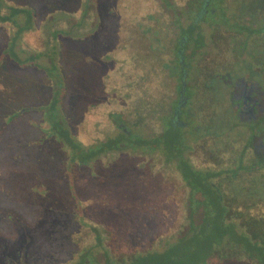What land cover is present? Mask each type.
I'll return each instance as SVG.
<instances>
[{
	"label": "trees",
	"instance_id": "16d2710c",
	"mask_svg": "<svg viewBox=\"0 0 264 264\" xmlns=\"http://www.w3.org/2000/svg\"><path fill=\"white\" fill-rule=\"evenodd\" d=\"M152 1L155 4L150 5V0H30L23 8L0 15V27L13 28L4 57L43 73L45 84L39 92L49 96L46 103L35 104V115L27 118L19 109L7 113L4 107L13 101L10 96L0 97V168L8 166L0 172V218L9 228L23 222L12 212L26 200L11 202L5 195L9 185L24 187L25 181L30 194L45 204L46 215L43 241L32 229L25 245L11 246L0 237V264H264V169L245 165V135L231 136L223 129L220 159L215 163L208 145L194 147L182 127L164 118L168 107L182 108L183 100L191 99L190 88L185 92L183 84L197 67H190L188 50L204 47L207 66L214 62L229 69L233 54L228 49L252 60L253 45L264 55V25L260 27L250 12L234 19L221 14L220 21L213 17L203 21L204 8H199L188 28L173 21L167 1ZM59 3L63 10L58 11ZM50 9L60 12L63 20L74 21L81 34L50 18ZM18 14L22 18L15 21ZM29 36L30 51H26ZM17 48L25 58L19 57ZM95 61L99 68L93 82L99 83L89 86L86 79ZM115 74L122 76L120 83H115ZM99 84L132 110L125 117L108 115L110 95L107 92L99 101L94 93ZM207 97L206 113L213 112L214 98ZM190 105L186 102L183 110L188 112ZM108 124L116 126V133L99 139L95 131ZM143 126L152 127L155 136L144 138L138 132L145 130ZM138 151L161 158L158 161L175 181L174 190L160 195V202L151 198L155 202L149 212L123 209L117 213L115 202L121 200L116 194L127 191L128 185H119L123 181L117 179L116 165ZM131 167L129 184L139 174ZM81 175L86 180L79 182L82 192L75 186ZM62 181L69 185L66 190H60ZM87 185L97 186L102 195L92 201L94 205ZM50 189L54 191L49 193ZM106 197L115 201L111 200L114 212L108 209ZM170 202L182 209L176 222L174 215L162 217L160 212ZM163 219L167 231L162 229ZM59 230L64 231L61 236Z\"/></svg>",
	"mask_w": 264,
	"mask_h": 264
},
{
	"label": "rangeland",
	"instance_id": "374dc122",
	"mask_svg": "<svg viewBox=\"0 0 264 264\" xmlns=\"http://www.w3.org/2000/svg\"><path fill=\"white\" fill-rule=\"evenodd\" d=\"M30 0H0V15L4 16L6 14H8L11 10V8H23L25 5H27L29 3ZM55 1V0H54ZM59 1V0H56ZM62 0H60L61 2ZM94 1V0H91ZM126 1V0H125ZM145 1V0H141ZM159 2V0H154ZM184 0H173V2L175 4H179V6H181L184 2ZM161 3H165L166 4V0H160ZM150 5L155 4L152 0H150ZM92 4V3H91ZM146 4V2L144 3ZM60 3L58 5V11L63 10L60 8ZM169 5V4H168ZM172 5H170V10L173 11V9L171 8ZM181 8V7H180ZM58 11H53V9L49 10L51 17L50 18H55L56 21H60L61 22H65L68 25V28L71 29L73 31V34H75L76 32L79 34H81V31L76 27L74 28L73 24L74 21L70 20H63L61 19L62 15L60 12L58 13ZM15 19V21H19L22 16L21 15H16V17H13ZM25 22V21H24ZM12 26H6V25H2L0 27V97L3 96L4 100L5 98H8L9 96L11 97V100L13 101V105L10 104L7 107L5 106L4 109L5 111H7V113H12L15 112L19 109V111H23L25 112V117H32L35 114L33 113V108L36 107L34 106L35 104L41 105L43 103H46V101L48 100L49 96L47 94V96H43V94H41L39 92V87L41 85L45 84L44 78L45 75L43 73H35L34 69L31 68L30 66H22L20 67L19 65H14L13 63H11V61L7 58L4 57V47H5V43L6 40L10 34V31H12ZM79 34V35H80ZM83 36H86L85 31H82ZM31 36H29L28 38H26L27 42L26 44H24L26 46V51H30V43L32 38H30ZM238 45V44H237ZM18 53H19V57L21 58H25L26 54L21 52L20 48H17ZM96 50V49H93ZM230 53L233 54V57L230 56L228 59L229 62H232L233 64L231 66H233V68H237V74L240 75L242 74V72H244L246 69L250 68L249 63L244 62V55L242 53H238L236 54V50L235 49H228ZM92 51V50H91ZM228 52V51H227ZM236 55V56H235ZM25 56V57H24ZM26 66V67H25ZM99 68V64L95 61V64L91 67V71L88 74V78L86 80H88V84L89 86H94L95 84L99 83V82H93V75L95 74V77L98 74V71L96 69ZM121 75L119 74H115L114 78H115V83H120L121 81ZM92 79V80H91ZM99 80V79H98ZM217 81H212V86H218ZM110 90V89H109ZM107 89H102L101 85L99 84V86L97 88H95L94 93L96 94V97L99 98V101L101 100V98L108 92L110 97L108 100H110V105L111 108L109 109L108 115L110 113H116L118 115L122 114L123 117H125L127 115V113H129V111L132 110V108H128L130 104L127 103H117L119 101L118 96H115L113 98L112 95V90ZM40 93V94H39ZM212 96V93H209L208 95ZM9 103V102H8ZM7 103V104H8ZM15 104V105H14ZM198 106V104L196 105ZM29 109V110H28ZM32 109V110H30ZM225 111V114L228 115L230 108L225 107L222 108ZM126 112V114H124ZM134 112V111H133ZM132 112L131 115H133L134 113ZM151 126V124H150ZM192 126H193V120L190 121V126L189 129L186 131L185 135H187V140H190L192 142V140L194 139L193 137V133L191 132L192 130ZM145 127V126H143ZM75 131V130H74ZM99 131V132H98ZM96 130L95 132L98 133V136L100 137L99 139H103L104 136L109 135V134H113L116 133L117 128L116 126H111L108 124L107 127H103L102 129ZM126 131V130H125ZM145 131V132H144ZM139 133L142 134V136H144V138H151L153 136H155L154 133V129L152 127H145V130H142L141 128L138 130ZM154 157V158H152ZM158 158L156 156H149V155H143L141 154L140 151L136 152L135 154H132V156H129V161L124 160V158H122L121 160H119L118 164L116 165V167H119V176L118 178L115 177V179H120L121 182L119 185L123 184L126 187V183L128 185V189L127 191L122 190L119 193H117L116 195L119 197V200H121V203L117 204V202H115L114 200H112L110 198H107L108 200H106L105 202L109 203V205H111L112 201L116 203V212L117 213H121V211L123 209H126L128 211H142V213L144 211H151L152 208H150V206L152 205L153 202L158 201L159 196L163 195V193H165V191H172L174 190V185H175V181H173V179L168 176L169 171L167 170L168 168L164 165V163L162 161H158ZM57 161H55V166H56ZM129 165H132L129 166ZM128 167L137 169L134 170L135 172H139L138 176L136 177V179L134 178L135 183H131L129 184L126 181V177L129 173L130 170L132 169H128ZM137 167V168H136ZM167 168V169H166ZM5 169H8V166H4L0 168V172ZM22 176L19 175L18 178H16V182H19V180L21 179ZM84 175H81V177L75 182V186L76 189L78 191H83L84 188H79L80 184L79 182L84 180ZM1 179V178H0ZM39 179V178H37ZM133 179V178H131ZM86 182V180H84ZM90 182V179H89ZM88 182V183H89ZM29 183L26 184V181L24 182V187L20 186V187H13L12 185H9L10 187V191L7 192V194L5 195V198L9 199L11 202L16 200V202L18 201H25L26 202H21L16 209H13L14 213L13 215L18 216L21 220H23V222L19 225H16V227H14L15 225L13 224L11 226V228L8 227V225H6L5 221H2V218H0V237H2L4 240L7 239L8 245L11 246H17V242H20L21 245H25L26 240L29 236V233L31 231V229L33 230L32 233L34 234L35 237H39L41 241L44 240L43 236H44V231L45 228L43 229L42 224H44V218L46 217V215L44 214V206L45 204H43L42 201L39 200V198L37 196L32 195V193L30 194L28 188H29ZM61 186V189L66 190V187L69 185H65L63 183V181L59 184ZM89 186V189L87 188L88 191V195H89V201H96L98 198L102 197V195L100 194V192H98V190L95 187H92L91 185H87ZM176 189V188H175ZM51 191H54V189H50L49 193H51ZM57 192V191H56ZM151 194L152 197H149V195ZM27 197H30V199L32 200V202L28 203L27 201ZM151 198H154L155 201L151 200ZM158 198V199H157ZM29 199V201H30ZM112 200V201H111ZM173 200V199H172ZM171 200V202H172ZM92 202V205H94L95 203ZM160 202V201H158ZM170 202L169 206L171 205V207L167 206V208L165 209V207H162V209H160V212L162 214V217H166L170 214L174 215L175 219L174 221L176 222V219L179 217L180 213H181V207L175 205V207H173L172 203ZM27 204H30L29 206H26ZM175 204V203H173ZM113 204L111 206H108V209L111 211ZM107 209V210H108ZM11 210V209H10ZM103 213L106 212L105 210L102 211ZM114 212V211H111ZM127 212V211H126ZM186 214V213H185ZM170 217V216H169ZM20 222V221H19ZM164 224L162 225V229L166 230V225H165V219H163ZM187 222V219H186ZM185 222V224H187ZM25 227H24V224ZM168 225V224H167ZM173 225V223L169 224L168 230H170V228H172L171 226ZM30 227V228H29ZM66 229V228H65ZM47 230V229H46ZM67 230V229H66ZM43 231V232H42ZM62 232H64L62 230ZM60 230L58 231L59 235ZM67 233H69V231H65ZM181 234V233H179ZM24 237V239L20 240L18 238V236H22ZM61 236V235H60ZM36 240V239H35ZM39 241V240H38ZM2 243V241H1ZM35 243V242H34ZM86 244V242H85ZM62 255V254H61ZM47 257H45L46 259Z\"/></svg>",
	"mask_w": 264,
	"mask_h": 264
},
{
	"label": "flooded vegetation",
	"instance_id": "af4514ba",
	"mask_svg": "<svg viewBox=\"0 0 264 264\" xmlns=\"http://www.w3.org/2000/svg\"><path fill=\"white\" fill-rule=\"evenodd\" d=\"M166 1L172 5L173 11L170 10V14L173 21H181L183 26L188 28L191 19L194 18L195 20L193 16L196 15L199 8H204L205 17L202 18L203 21L207 17L210 19L213 17L214 20L220 21L221 14L229 15L234 19L240 13L250 12L260 27L264 25V0H184L181 8L178 7V9H176L173 0ZM177 17L179 20H176ZM197 20H201V18H197ZM234 21L236 22V18ZM217 27L222 29L220 24H217ZM204 36L203 34L202 37ZM251 48H253V51L250 50L252 60L247 59L244 55V62L249 63L250 68L240 75L237 74V68H233V66L227 69L221 64L216 65L214 62V65L211 62L207 66L203 57L204 47L194 48L193 51L188 50L191 55L190 64L192 66L190 67L197 68L194 69L193 77L189 79L188 76L183 84L185 92L190 88L191 99H184L182 106L185 107L186 102L189 101L191 105L187 109L188 112L184 111L183 107H168L166 112L164 111V118H169L173 124L177 123V126L182 127L185 133L189 129L190 121L193 120L191 132L194 139L192 142L189 141L190 144L203 149L208 145V148L213 151V156L209 157L215 163L220 159L221 131L223 129L231 136L245 135L243 139L247 152L245 165L251 166L252 170H262L264 169V55L258 53L260 50L253 45ZM205 72H210L206 76L208 77L206 83H204L205 80L202 81ZM212 81L219 82L218 86H212ZM171 93L174 94L175 92L171 91ZM209 93H212V96L211 94L208 95ZM205 95L208 96L209 101L211 97L214 98L213 112L209 109V112L206 113ZM197 104L198 106H196ZM223 104L229 105V107L227 106L230 108L228 115L222 109L226 107ZM207 114L209 119H207Z\"/></svg>",
	"mask_w": 264,
	"mask_h": 264
}]
</instances>
